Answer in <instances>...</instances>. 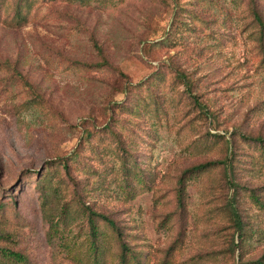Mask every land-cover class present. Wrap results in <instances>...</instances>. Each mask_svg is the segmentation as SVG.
<instances>
[{
  "label": "rangeland",
  "instance_id": "1",
  "mask_svg": "<svg viewBox=\"0 0 264 264\" xmlns=\"http://www.w3.org/2000/svg\"><path fill=\"white\" fill-rule=\"evenodd\" d=\"M31 1L21 18L0 0V246L78 264L48 231L87 232L93 209L116 219L132 264H238L237 197L242 257L264 255V146L243 136L264 137V0ZM215 158L231 170L181 190Z\"/></svg>",
  "mask_w": 264,
  "mask_h": 264
},
{
  "label": "trees",
  "instance_id": "2",
  "mask_svg": "<svg viewBox=\"0 0 264 264\" xmlns=\"http://www.w3.org/2000/svg\"><path fill=\"white\" fill-rule=\"evenodd\" d=\"M79 1L86 2L88 0ZM31 4V0H18L17 13L19 17H25V14L23 12L24 8L30 7ZM255 17L262 29L261 34L264 35V19L262 15L258 11H255ZM177 75L181 78L182 81H184V83L187 85V88H191L192 81L189 79L186 73H184L183 71H179ZM191 93L193 94L192 88ZM195 101L205 108V104H203L199 99H195ZM243 136L247 140L258 142L260 145L264 146V137L262 136L254 137L246 133H243ZM221 164H224L227 173L228 170H231L230 166L232 165V161L228 158L209 159L204 162L195 164L190 168H187L180 178L181 190H184L186 178H189L193 174L204 172L210 168H213L214 166H219ZM65 166H68L67 162H65ZM229 179L233 185H239L235 180L234 176H230ZM252 195L256 203L259 202L262 205L264 204V201L260 199L259 195L255 192V189L253 188ZM236 198L237 197L232 198L229 205L231 207L233 222L236 225V231L238 232V239H236L235 236H233L232 238L233 250L235 251L236 249H239L241 252L238 259V264H264V255L253 260H246L242 257L244 252L243 245L245 242V236L251 229L246 228V224L244 223L242 215L239 211ZM65 212L66 206L63 207V210L60 212V214H64ZM60 217L63 218L64 216L61 215ZM89 217L91 221V229H89L87 232H82V229H79V231H76L75 233H73L72 229H58L55 225V220L52 219V229H49L48 231L49 241L51 242V244H54V240L59 238L58 246L60 250L65 252L67 256L76 261L78 264H107L108 242L102 237V234H106L107 229L104 231V229H100L97 225V219L99 220L100 218L112 228V232L120 240L121 250L118 258L119 264H132V258H137V256L134 252H131V246L128 241H126V239L124 238V231L123 229H120L116 219L111 217L107 213L95 211L93 209L90 210ZM249 234H251V231L249 232ZM136 261V264H142L138 259ZM0 264L37 263L32 262L26 254L19 250L12 249L8 246H0Z\"/></svg>",
  "mask_w": 264,
  "mask_h": 264
}]
</instances>
